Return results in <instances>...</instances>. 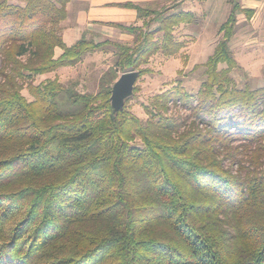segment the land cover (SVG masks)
Masks as SVG:
<instances>
[{"label":"trees","instance_id":"16d2710c","mask_svg":"<svg viewBox=\"0 0 264 264\" xmlns=\"http://www.w3.org/2000/svg\"><path fill=\"white\" fill-rule=\"evenodd\" d=\"M240 1L194 67H205L197 92L177 82L144 121L127 99L114 111L113 84L152 73L157 53L179 54L175 29L194 12L124 3L145 19L114 24L134 45L83 35L68 46V0H0V264H264V87L231 76L238 13L254 14ZM108 48L114 63L95 93L35 84Z\"/></svg>","mask_w":264,"mask_h":264},{"label":"rangeland","instance_id":"374dc122","mask_svg":"<svg viewBox=\"0 0 264 264\" xmlns=\"http://www.w3.org/2000/svg\"><path fill=\"white\" fill-rule=\"evenodd\" d=\"M9 2L25 4L24 0H9ZM185 2L182 8L180 5ZM180 7L196 14L194 22L180 24L175 29L176 38L183 41L185 46L176 56L166 57L160 53L152 56L146 67L152 68L153 72L138 77L133 94L127 99V106L131 112L144 121L148 119L145 106L149 105L156 95L177 82H182L191 92H197L200 88L205 79V67L201 66L198 69L194 67L205 63L214 53L218 42L222 39L220 26L230 14L231 3L230 0H179L177 8ZM75 37V33L74 35L63 33L64 41L68 45L75 42ZM87 37L96 42L105 40V37L94 34ZM113 40L132 46L136 37L131 34L125 40L121 41L116 38ZM230 49L238 63L231 72L236 84L240 88L264 87V26H260L259 21L252 22L246 19L244 14H239ZM57 51L56 49V56ZM113 52V48H108L90 53L75 66L37 75L34 79L35 84L48 79H58L65 84H75L79 91L95 93L99 87L100 77L114 63ZM225 67V64H220V68ZM22 94L28 100L33 99L27 87H24Z\"/></svg>","mask_w":264,"mask_h":264},{"label":"crops","instance_id":"0c3cea01","mask_svg":"<svg viewBox=\"0 0 264 264\" xmlns=\"http://www.w3.org/2000/svg\"><path fill=\"white\" fill-rule=\"evenodd\" d=\"M176 2L179 3V0H68L67 18L61 22V27L63 33L76 34L75 42L83 35L90 36L93 34L102 38L105 37L104 39L113 40L116 38L122 41L131 34L114 26L115 23L126 26H142L145 19L138 16L135 8L121 4L134 3L149 9L161 10L164 7L174 5ZM240 2L242 8L252 9L254 14L251 18H248L244 12H239L238 15L244 14L246 19H250L252 22L254 20L259 21L260 26H264V0H241ZM185 4L186 2L180 6L183 8ZM57 50V56H59L63 51L60 48Z\"/></svg>","mask_w":264,"mask_h":264},{"label":"water","instance_id":"95a60500","mask_svg":"<svg viewBox=\"0 0 264 264\" xmlns=\"http://www.w3.org/2000/svg\"><path fill=\"white\" fill-rule=\"evenodd\" d=\"M139 77V71L133 70L122 73L114 82L111 94V104L114 111L122 109L134 91L135 84Z\"/></svg>","mask_w":264,"mask_h":264}]
</instances>
